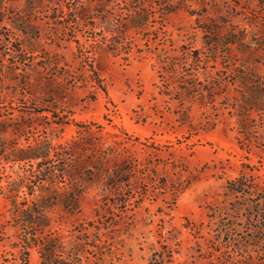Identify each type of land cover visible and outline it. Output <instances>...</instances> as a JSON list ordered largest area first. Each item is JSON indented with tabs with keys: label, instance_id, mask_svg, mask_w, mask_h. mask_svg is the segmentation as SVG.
I'll return each instance as SVG.
<instances>
[{
	"label": "rangeland",
	"instance_id": "374dc122",
	"mask_svg": "<svg viewBox=\"0 0 264 264\" xmlns=\"http://www.w3.org/2000/svg\"><path fill=\"white\" fill-rule=\"evenodd\" d=\"M49 194L56 264H264V0H0V264Z\"/></svg>",
	"mask_w": 264,
	"mask_h": 264
},
{
	"label": "trees",
	"instance_id": "16d2710c",
	"mask_svg": "<svg viewBox=\"0 0 264 264\" xmlns=\"http://www.w3.org/2000/svg\"><path fill=\"white\" fill-rule=\"evenodd\" d=\"M128 26V25H127ZM133 27L141 26V23L133 24ZM212 45V44H210ZM50 147L46 144H35L31 147L14 149L8 157L5 158L6 162L11 163H30L32 165L31 177L34 184H40L47 181H55V169L52 166L43 168L41 167L42 161L46 159H52L50 155ZM65 164V163H63ZM62 177H69V173L66 169L59 171ZM21 184V183H20ZM16 184V188L21 186ZM27 186V185H24ZM247 187L246 180L243 182L240 178L235 180V185L232 188L234 192L244 193V188ZM27 194H33L32 188L27 189ZM54 197L49 194L43 198H40L35 203L25 204L18 202L16 198L9 197V203L13 209V216L18 226L23 231L24 243L23 248L26 250L29 248V244H34L38 249V254L41 264H55L57 263V252L60 251V247L53 239L44 237L42 231L48 226L47 217L44 212L47 208L52 206V200ZM40 238V239H39ZM32 240V241H31ZM26 254V253H25Z\"/></svg>",
	"mask_w": 264,
	"mask_h": 264
}]
</instances>
